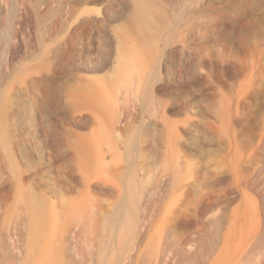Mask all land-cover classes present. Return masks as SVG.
Here are the masks:
<instances>
[{
    "label": "rangeland",
    "instance_id": "obj_1",
    "mask_svg": "<svg viewBox=\"0 0 264 264\" xmlns=\"http://www.w3.org/2000/svg\"><path fill=\"white\" fill-rule=\"evenodd\" d=\"M136 3L150 84L138 96L120 77L102 110L89 81ZM92 132L87 172L72 141ZM0 154L60 215L56 264H264V0H0ZM19 216L0 212L15 262Z\"/></svg>",
    "mask_w": 264,
    "mask_h": 264
},
{
    "label": "bare ground",
    "instance_id": "obj_2",
    "mask_svg": "<svg viewBox=\"0 0 264 264\" xmlns=\"http://www.w3.org/2000/svg\"><path fill=\"white\" fill-rule=\"evenodd\" d=\"M136 12H141L139 3L135 4L132 15L129 16L130 24L116 29L117 40L111 72L92 78L89 81V91L86 93L85 99L90 97V101L102 110H107L109 104H114L115 100L113 98L109 99V91L119 90L118 81L120 77L124 76L132 80L135 84L132 85L135 91L133 93L138 96L143 90V86L150 84L153 73V60L158 50L141 49L144 42L141 29L145 27V23L140 26L137 22H133L134 17L137 15ZM133 78L135 79L133 80ZM109 84H111V90H108ZM130 87L131 85L125 88L126 93L133 91ZM125 96L128 97L129 95L126 94ZM101 122L99 120L98 124ZM109 127L113 129L114 126L111 123ZM96 135L93 132L90 134H77L72 141L79 164L87 172L95 170L97 166L89 145V141L94 140ZM25 174L10 154L6 156L0 154V212L5 215L8 210L17 211L20 216L15 222L27 226L29 235L25 256L17 262L10 260V255L7 254V242L0 237L1 264H56L48 252L49 245L45 241H49L52 237L47 227L57 225L62 220L60 215H57L51 208L53 204L50 198L33 189L31 184L26 182ZM12 180L13 189H7V183ZM87 204L89 205L88 200L82 196L68 199L64 202L61 213L76 215ZM115 204L113 208L116 209L119 206L117 203ZM4 219L6 218L4 217ZM89 221L92 222L94 219L90 217ZM34 241L41 244L34 246Z\"/></svg>",
    "mask_w": 264,
    "mask_h": 264
}]
</instances>
